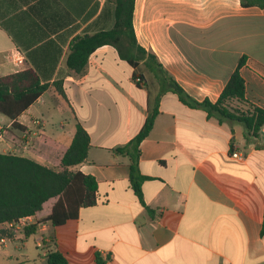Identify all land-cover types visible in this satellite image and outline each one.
Wrapping results in <instances>:
<instances>
[{"label":"crops","instance_id":"1","mask_svg":"<svg viewBox=\"0 0 264 264\" xmlns=\"http://www.w3.org/2000/svg\"><path fill=\"white\" fill-rule=\"evenodd\" d=\"M116 8V0H0V77L34 68L51 85L18 118L23 129L0 113V154L59 168L81 123L90 135L88 157L70 170L98 183L97 205L61 226L41 223L37 246L59 251L69 264H97L98 257L106 264H264V127L247 141L241 123L183 104L144 63L145 80L137 85L135 69L113 46L94 52L82 74L67 67L74 41L111 30ZM133 26L138 44L198 102H217L244 60L246 99L264 109V6L135 0ZM59 79L65 99L52 85ZM157 102L153 129L139 146V171L147 178L141 201L131 157L116 149L139 134ZM11 233L8 243L25 246V230ZM7 244L0 252L10 253Z\"/></svg>","mask_w":264,"mask_h":264},{"label":"trees","instance_id":"2","mask_svg":"<svg viewBox=\"0 0 264 264\" xmlns=\"http://www.w3.org/2000/svg\"><path fill=\"white\" fill-rule=\"evenodd\" d=\"M242 3L245 6H264V0H242ZM116 4V23L111 30L85 35L74 41L67 59V67L70 70L82 74L94 52L104 46H113L117 49L119 57L135 69L133 80L137 85L145 80L139 69L140 64L144 63L153 76L160 78L163 75L166 78V91L176 94L183 104L203 109L209 117H214L220 122L241 123L245 127L247 141L260 136L264 127V109L251 105L246 99L245 81L240 74L244 60L240 61L238 69L231 76L217 102H198L186 94L163 69L152 52L138 44L133 26L135 0H116ZM154 66L156 67L153 68ZM152 68L156 69L157 73H154ZM52 85L58 96L65 99L63 80H56ZM50 86L34 68L0 77V113L13 120L14 127L23 129L17 122L18 118L43 96ZM233 102L247 106L248 111L234 107ZM158 114L157 102L139 134L126 146L116 149V152L131 157V183L141 201L142 183L147 178L139 171V146L153 129ZM89 148L90 135L81 123H77L76 133L60 159L59 168L47 167L28 157L0 154V225L34 217L47 208L52 200H56L46 218L25 228L26 237L30 238L37 233L41 223L61 226L69 220L77 219L82 208L97 205L96 179L70 170L71 167L86 161ZM262 234L264 235V222ZM7 235V231L0 230V238ZM43 248L46 250L47 264H69L67 258L59 251L47 249L45 246ZM97 264L106 262L98 257Z\"/></svg>","mask_w":264,"mask_h":264},{"label":"rangeland","instance_id":"3","mask_svg":"<svg viewBox=\"0 0 264 264\" xmlns=\"http://www.w3.org/2000/svg\"><path fill=\"white\" fill-rule=\"evenodd\" d=\"M42 108L43 107H41L40 111H42ZM66 117L71 118L70 113H68ZM58 122L56 120H50V126L53 124L58 127ZM45 210L46 208L43 212H40L39 216H37L38 218L33 219L32 222L35 223L43 220L44 216L46 215ZM37 238L38 236H32L27 240L25 246H23L22 242L15 244L8 243L7 248L9 249L10 253L7 254L6 251L0 252V264H46V260L42 259L45 255V249L42 246H37Z\"/></svg>","mask_w":264,"mask_h":264},{"label":"built area","instance_id":"4","mask_svg":"<svg viewBox=\"0 0 264 264\" xmlns=\"http://www.w3.org/2000/svg\"><path fill=\"white\" fill-rule=\"evenodd\" d=\"M13 61L17 64V66H20L24 62V58L20 55L19 52H16V55L13 56ZM232 158L236 160H243V155L239 152H234L232 154ZM33 220H31L30 217L22 218L18 222L9 223L8 233L9 235L3 236L0 238V250H2L5 245L12 239L13 234L11 232H17L19 229H25L30 224H32ZM10 230V231H9Z\"/></svg>","mask_w":264,"mask_h":264}]
</instances>
